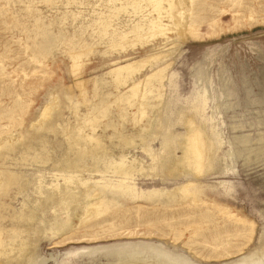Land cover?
Here are the masks:
<instances>
[{
  "label": "rangeland",
  "instance_id": "1",
  "mask_svg": "<svg viewBox=\"0 0 264 264\" xmlns=\"http://www.w3.org/2000/svg\"><path fill=\"white\" fill-rule=\"evenodd\" d=\"M168 5L0 0V264H264V0Z\"/></svg>",
  "mask_w": 264,
  "mask_h": 264
},
{
  "label": "bare ground",
  "instance_id": "2",
  "mask_svg": "<svg viewBox=\"0 0 264 264\" xmlns=\"http://www.w3.org/2000/svg\"><path fill=\"white\" fill-rule=\"evenodd\" d=\"M175 3V0H167V3H169V5H168V8L169 7H173L174 6V3ZM178 2V1H177ZM179 4V3H178ZM131 65H126V66H123V67H121V68H118V70L117 71H120V70H122V69H126V68H128V67H130ZM161 71V69L159 70V71H157V72H155V73H153V74H151L150 76H148L146 79L148 80L151 76H154V75H156V74H158L159 72ZM143 81H144V79H143ZM141 82H139V83H137V84H134V86L132 87L133 89H134V91L136 90V92H138V90L137 89H139L138 88V86H139V84H140ZM145 83V82H144ZM143 85V84H142ZM140 91V90H139ZM140 93V92H139ZM191 149H192V151H193V153L196 155V159H197V161L198 162H200V144L198 143V141L196 140V137L195 136H193L192 137V139H191ZM201 167H200V165H199V163H198V168H197V170L198 169H200ZM184 192H187V190H186V188L184 189ZM95 209V206H94V204H89L88 205V207H86V209H88V210H90V212L91 211H93L94 213H96L95 211H96V209L95 210H91V209ZM86 213H87V210H86ZM89 213V212H88ZM94 215V214H93ZM89 218V217H88ZM24 258V257H23ZM22 262V261H21Z\"/></svg>",
  "mask_w": 264,
  "mask_h": 264
}]
</instances>
